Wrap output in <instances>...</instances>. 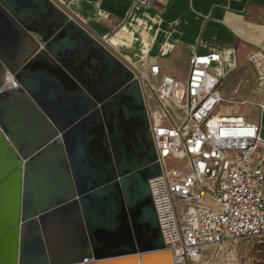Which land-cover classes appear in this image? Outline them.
<instances>
[{
    "label": "water",
    "instance_id": "obj_1",
    "mask_svg": "<svg viewBox=\"0 0 264 264\" xmlns=\"http://www.w3.org/2000/svg\"><path fill=\"white\" fill-rule=\"evenodd\" d=\"M24 33L43 55L17 63ZM160 174L127 66L53 0H0L3 263L174 264L149 186Z\"/></svg>",
    "mask_w": 264,
    "mask_h": 264
},
{
    "label": "built area",
    "instance_id": "obj_2",
    "mask_svg": "<svg viewBox=\"0 0 264 264\" xmlns=\"http://www.w3.org/2000/svg\"><path fill=\"white\" fill-rule=\"evenodd\" d=\"M220 59L194 55L186 80L163 74L157 64L149 73L132 69L161 170L149 181L150 192L174 264H197L209 252L215 258L240 241L264 238L262 126L235 110L249 102L221 96V81L211 73ZM250 64L264 87V54H252ZM257 107L264 112V102Z\"/></svg>",
    "mask_w": 264,
    "mask_h": 264
},
{
    "label": "crops",
    "instance_id": "obj_3",
    "mask_svg": "<svg viewBox=\"0 0 264 264\" xmlns=\"http://www.w3.org/2000/svg\"><path fill=\"white\" fill-rule=\"evenodd\" d=\"M53 1L132 73L134 68L149 73L150 66L157 64L163 74L186 80L194 55L218 53L220 62L211 73L221 84L230 80L232 100L255 107L264 102V87H260L250 64L252 54H264V0ZM11 46L10 54L17 63L43 55L36 37L27 33ZM49 60L44 58L43 62ZM176 65L185 68L184 76ZM246 119L261 124L264 139V112L259 110L257 117ZM3 262L0 259V264Z\"/></svg>",
    "mask_w": 264,
    "mask_h": 264
},
{
    "label": "rangeland",
    "instance_id": "obj_4",
    "mask_svg": "<svg viewBox=\"0 0 264 264\" xmlns=\"http://www.w3.org/2000/svg\"><path fill=\"white\" fill-rule=\"evenodd\" d=\"M175 68L182 76L185 75L186 70L184 67L176 65ZM219 89L227 101H233L232 85L229 79L224 80ZM255 100L258 101L259 99L256 98ZM233 102L240 104L238 100ZM221 109L224 111L227 107L225 106ZM235 110H239L246 117L253 118L259 115V110L255 105H236ZM175 164L178 167L183 166L181 162H176ZM212 255L213 252L204 254L206 257H203L197 264H264V238L263 240L240 241L216 255L215 258H212Z\"/></svg>",
    "mask_w": 264,
    "mask_h": 264
},
{
    "label": "bare ground",
    "instance_id": "obj_5",
    "mask_svg": "<svg viewBox=\"0 0 264 264\" xmlns=\"http://www.w3.org/2000/svg\"><path fill=\"white\" fill-rule=\"evenodd\" d=\"M170 253V252H169ZM170 256L172 257L171 253H170ZM153 261V260H152ZM156 260H154V262L152 264H155ZM123 264H137V262H134V261H128L126 263H123ZM150 264V263H149Z\"/></svg>",
    "mask_w": 264,
    "mask_h": 264
},
{
    "label": "clouds",
    "instance_id": "obj_6",
    "mask_svg": "<svg viewBox=\"0 0 264 264\" xmlns=\"http://www.w3.org/2000/svg\"><path fill=\"white\" fill-rule=\"evenodd\" d=\"M8 80H9V81H11V80H12V77H11L10 75L8 76Z\"/></svg>",
    "mask_w": 264,
    "mask_h": 264
},
{
    "label": "trees",
    "instance_id": "obj_7",
    "mask_svg": "<svg viewBox=\"0 0 264 264\" xmlns=\"http://www.w3.org/2000/svg\"><path fill=\"white\" fill-rule=\"evenodd\" d=\"M259 240H263V239H259Z\"/></svg>",
    "mask_w": 264,
    "mask_h": 264
}]
</instances>
